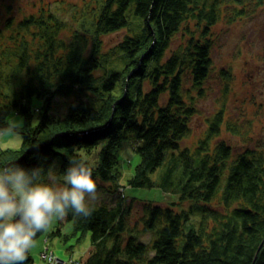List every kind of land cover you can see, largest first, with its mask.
<instances>
[{
    "label": "trees",
    "instance_id": "16d2710c",
    "mask_svg": "<svg viewBox=\"0 0 264 264\" xmlns=\"http://www.w3.org/2000/svg\"><path fill=\"white\" fill-rule=\"evenodd\" d=\"M88 1L69 12L63 1L42 5L2 22L0 129L13 111L25 123L16 129L22 146L3 149L0 167L54 165L62 175L77 153L93 161L97 191L118 195L113 205L94 204L89 217L71 210L65 216L75 232L91 233L84 264H264V147L236 153L221 139L224 126L243 134L226 118L225 103L193 147L182 143L193 134L197 97L213 72L214 28L224 15L232 23L263 2ZM119 31L122 40L106 48L105 36ZM124 142L141 156L129 185L159 186L176 200L126 194L119 167ZM164 164L156 181L151 175ZM135 210L148 241L132 227ZM62 235L61 227L48 232L49 239ZM26 264H34L31 252Z\"/></svg>",
    "mask_w": 264,
    "mask_h": 264
},
{
    "label": "rangeland",
    "instance_id": "374dc122",
    "mask_svg": "<svg viewBox=\"0 0 264 264\" xmlns=\"http://www.w3.org/2000/svg\"><path fill=\"white\" fill-rule=\"evenodd\" d=\"M61 1H63L61 6L67 12L71 11L72 7L81 9L89 2L88 0H0V29L4 30L2 22L12 14L19 19L29 13L37 12L42 5L49 4L56 7L57 3ZM248 1H252L253 5H257L258 1L263 3L258 4L251 15L243 16L232 23H228L227 17L224 15L222 21L212 32L213 40H215L213 72L205 85L204 97H197V107L200 113L194 117L193 134L182 142L183 146L193 147L197 143L196 141L206 132L207 118L211 117L225 103L226 118L233 123H238L243 134L234 135L224 126L221 139L228 141L236 153L249 147H264V0ZM10 3H14L11 13L7 10ZM124 34V31H119L105 36L106 48L115 46L122 40ZM180 41L181 39L175 41L173 46L176 47ZM225 69L230 73L228 79L222 75ZM187 86L190 84L187 83ZM194 93L197 96L196 91ZM33 104L34 113H36L39 100L35 99ZM13 118L20 122V127L24 126V115L13 111L9 119ZM33 122H37L36 116H34ZM22 143V135L17 130L0 133V152L3 149H19ZM119 157V167L122 172L121 184L126 187L128 196H136L143 200L163 204L176 200L177 195L165 193L159 186L139 188L129 185V180L133 178L141 156L128 142L122 144ZM166 166L164 164L163 167L155 171L151 175L153 179L161 180ZM117 195L100 190L98 191L99 199L95 204L103 202L113 205L117 200ZM140 216L141 212L135 210L132 227H137L142 239L148 241L151 235L144 232L143 224L139 220ZM65 219L64 217L54 220L48 231L35 239V246L30 251L34 257V264H84V261L89 257V253L93 249L91 233L75 232L74 223ZM59 227H61L63 235L49 239L48 232ZM47 248L54 251L56 258L53 261L46 258L44 252ZM55 260L57 261L54 262Z\"/></svg>",
    "mask_w": 264,
    "mask_h": 264
},
{
    "label": "clouds",
    "instance_id": "9594fccd",
    "mask_svg": "<svg viewBox=\"0 0 264 264\" xmlns=\"http://www.w3.org/2000/svg\"><path fill=\"white\" fill-rule=\"evenodd\" d=\"M21 126L9 120L0 133ZM95 164L83 153L69 159L63 174L54 165L31 169L13 161L0 167V264H26L38 233L71 210L89 217L98 201Z\"/></svg>",
    "mask_w": 264,
    "mask_h": 264
},
{
    "label": "built area",
    "instance_id": "2783aa9c",
    "mask_svg": "<svg viewBox=\"0 0 264 264\" xmlns=\"http://www.w3.org/2000/svg\"><path fill=\"white\" fill-rule=\"evenodd\" d=\"M45 255H46V258L50 261H53L56 256L54 255V251L53 250H50V248H47L46 249V252H44ZM57 260H55L54 262H56Z\"/></svg>",
    "mask_w": 264,
    "mask_h": 264
}]
</instances>
